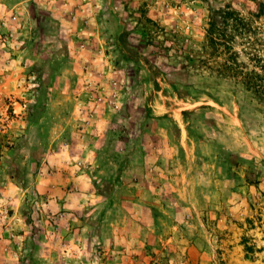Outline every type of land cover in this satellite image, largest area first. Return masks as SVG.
<instances>
[{
    "label": "rangeland",
    "instance_id": "374dc122",
    "mask_svg": "<svg viewBox=\"0 0 264 264\" xmlns=\"http://www.w3.org/2000/svg\"><path fill=\"white\" fill-rule=\"evenodd\" d=\"M0 125V264H264V0H0Z\"/></svg>",
    "mask_w": 264,
    "mask_h": 264
},
{
    "label": "built area",
    "instance_id": "2783aa9c",
    "mask_svg": "<svg viewBox=\"0 0 264 264\" xmlns=\"http://www.w3.org/2000/svg\"><path fill=\"white\" fill-rule=\"evenodd\" d=\"M39 93V89L34 90L33 92V96H37V94ZM17 103H14V113L20 117H24L28 114V112L30 111V104L31 101L29 99H24L23 101H16ZM19 105L18 106L16 105ZM3 131V127L2 125H0V152H3V142H2V137H1V132Z\"/></svg>",
    "mask_w": 264,
    "mask_h": 264
},
{
    "label": "trees",
    "instance_id": "16d2710c",
    "mask_svg": "<svg viewBox=\"0 0 264 264\" xmlns=\"http://www.w3.org/2000/svg\"><path fill=\"white\" fill-rule=\"evenodd\" d=\"M214 25V23L213 22H211V26H213ZM236 74H239V72H236ZM235 74V75H236ZM256 75H257V73H255ZM244 77L246 76L247 77V79L248 80H246V82L247 83H249L250 85L252 84L254 87H256L257 88V90H259L258 89V87H260V82L258 81L260 78L259 77H255V79H254V76H252V77H249V75H244V74H242ZM259 78V79H258ZM247 249L248 250H252L253 249V246H251V245H247Z\"/></svg>",
    "mask_w": 264,
    "mask_h": 264
}]
</instances>
